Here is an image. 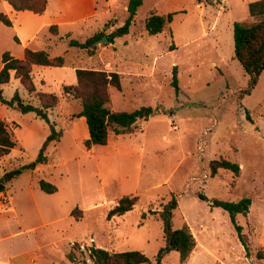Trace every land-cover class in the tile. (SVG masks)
Wrapping results in <instances>:
<instances>
[{
    "label": "rangeland",
    "instance_id": "1",
    "mask_svg": "<svg viewBox=\"0 0 264 264\" xmlns=\"http://www.w3.org/2000/svg\"><path fill=\"white\" fill-rule=\"evenodd\" d=\"M98 1L96 17L61 26L57 36L47 27L38 33L37 46L63 55L69 67H36L34 83L38 86L42 76L47 82L42 90L59 97L53 116L58 119L61 111L76 124L66 127L56 149L48 147L47 162L37 169L29 164L40 146L39 128L31 130L30 118L18 117L23 114L17 110L7 113L22 123L12 132L23 144L0 158V264H91L90 246L138 250L152 264L166 244L156 211L171 196L177 201L171 229L187 224L196 240L181 264H254L256 250L264 249V70L251 93L240 98L248 75L234 57L232 32L234 21L253 20L248 3L254 0H142L127 34L93 44L91 53L69 46V39L84 41L95 30L106 35L124 23L128 0ZM150 12L172 13V20L161 32L148 34L144 20ZM73 66L120 74L121 89L109 88L113 110L145 106L153 111L120 136L108 132L104 148L87 150L78 139L84 120L75 116L80 102L61 91L62 84L76 82ZM173 66L179 91L171 85ZM3 93L8 97L10 87ZM28 94L29 100L21 99L40 105L35 92ZM116 148L120 153L113 152ZM218 158L238 163V175L218 169L212 176L208 163ZM40 179L54 184L56 192L41 191ZM199 193L228 201L250 198L248 212L236 214L249 240V256L227 212L211 207ZM124 195L138 197L133 208L107 218ZM74 208L77 219L70 214ZM109 221H120V236L112 234L116 222ZM162 262L180 264L179 255L170 250Z\"/></svg>",
    "mask_w": 264,
    "mask_h": 264
},
{
    "label": "trees",
    "instance_id": "2",
    "mask_svg": "<svg viewBox=\"0 0 264 264\" xmlns=\"http://www.w3.org/2000/svg\"><path fill=\"white\" fill-rule=\"evenodd\" d=\"M196 3L211 4L216 0H195ZM10 6L16 10H29L33 13H42L46 8L47 0H7ZM142 0H128L127 17L124 23L116 27L108 34L95 32L84 41L69 39L68 45L90 50L93 48L94 41L102 36H106L108 42H113L114 38L128 33L129 27L133 21L137 7ZM248 16L253 20L250 23L234 21L232 24L234 40V57L242 66L248 75L246 87L240 90L239 97L251 93L257 84L259 75L264 70V0H254L248 3ZM172 20V13L165 15L150 12L144 20V28L148 34H157L164 29L167 23ZM0 21L7 26L11 25L10 19L0 12ZM52 34H57L56 25L49 27ZM90 52V51H89ZM91 53V52H90ZM68 60L63 55L50 56L45 50L25 49L24 57L19 59L5 51L2 54V67L0 68V101L11 106L22 113L35 112L38 117L43 119L49 127V134L42 142L34 160L29 164L30 168H35L47 162V149L50 145H55L61 136V132L56 130L47 116V110L56 107L59 103V97L46 91H36L31 71L33 65L42 66H66ZM74 67L76 82L74 84H63L61 91L64 96L75 99L80 102L81 111L76 117H82L87 127V138L84 140L86 148L93 146H105L108 142V132L114 134L126 133L130 127L139 119H146L153 111L151 107H140L133 111H118L110 107L109 88L121 89V76L116 71H106L103 69ZM15 78H18L23 88L31 93L35 92L40 106H35L29 102H24L15 91L9 100L2 96L3 84L9 82L11 72ZM171 85L176 91H179L176 78V67L172 68ZM19 146L18 140L14 137L8 123L0 118V158L8 154L11 149ZM210 174L213 176L218 169H227L233 172L235 176L239 173V164L225 158L212 159L208 163ZM41 191L51 194L56 192L54 184L43 179L38 181ZM3 190H0V194ZM1 196V195H0ZM201 200L208 201L211 207H220L227 212L230 222L235 230L236 236L244 248L246 256L250 255L249 240L242 232V226L236 222V214H246L250 205V198L243 197L237 201L221 200L217 198L209 199L205 194L199 193ZM1 200V199H0ZM136 195H124L120 197L116 204L108 210L107 218L114 215H121L133 208L137 202ZM177 207V201L174 196L162 206V209L156 211L159 219L162 221L164 237L166 244L160 248L156 255L155 262L152 264H165L162 258L165 253L174 250L179 255V263H184L190 256L196 245V240L187 224L180 228L171 229V217L173 210ZM70 214L77 219L79 215L75 213V208ZM145 217V213L142 214ZM75 246V243L73 244ZM67 257L73 258L71 253ZM257 262L254 264H264V249H257L255 252ZM88 258L91 264H150L148 257L141 251L128 250L111 252L101 247L90 246L88 248Z\"/></svg>",
    "mask_w": 264,
    "mask_h": 264
},
{
    "label": "crops",
    "instance_id": "3",
    "mask_svg": "<svg viewBox=\"0 0 264 264\" xmlns=\"http://www.w3.org/2000/svg\"><path fill=\"white\" fill-rule=\"evenodd\" d=\"M106 2H107V0H106ZM98 6H99L98 0H47L45 10L42 13L38 14V13H33L29 10L16 11L10 6V4L7 2V0H0V12L5 14L10 19V22H11V25L7 26V25H4L0 21V68L2 67V54H3V52L7 51L13 57L21 59L24 57L25 49L44 50V49L39 48L37 46V44H38V42H37L38 33L42 28L47 27L49 30V27L51 25H56L57 34H52V32H50V30H49V32L52 35L57 36L59 34V30H60L61 26H66V25L71 26V25H74L78 22L86 21L88 19L96 17L98 15V12H97ZM108 7H110V5H108ZM16 12H20L21 15H18L16 17V14H17ZM26 13L35 14L36 17L35 16L29 17L28 15H26ZM97 31L98 30H95L93 33L97 32ZM51 40L52 39H49L50 42H51ZM45 51H47V50H45ZM49 55L52 56L50 53H49ZM36 67H42V65H33L32 66L31 76H32L33 82H34L33 72H34ZM49 67H54V66H49ZM66 67H69V66H57L55 68H66ZM71 69L74 70V67L73 68L71 67ZM92 69H99V68H92ZM41 70H46V69H41ZM46 84H47L46 80L42 76H40L39 77V85H38L39 87L36 86L34 83L36 91H38V90L44 91V90H42V87H44ZM41 85H42V87H41ZM6 86H9L11 89V94L8 97L5 96L3 93L4 88ZM1 88H2V96L6 100H9L15 91L18 92L19 96L24 101L30 99L28 92L23 88L19 79L14 77L13 71L11 72V77H10L9 82L6 84H3L1 86ZM46 92H49V91H46ZM1 104H3V103H1ZM31 104L38 106V107L40 106L39 104H35L34 102H31ZM58 106H59V104H58ZM14 110H17V109H15L11 106H8L6 104H3V106L0 105V118L4 119L8 123L11 130H12V127L15 129L20 128L21 124H22L19 121L16 122V120L13 118L14 113L11 116H9V114H7L9 112H13ZM54 110H55V107L52 109H48L46 113H47L49 121L54 124L55 129L63 131V133L60 136V140L55 145L49 146L50 148L54 147L56 149V146L59 143H61V140H62L63 135H64V130H66V127L71 126V125H75L76 123L75 122L72 123L73 121H75L73 119L70 120L68 118V120H67V114L62 113L61 111L57 112V115H59V117H60V118L58 117V119H57L52 114L54 112ZM20 113H22V112H20ZM22 114L23 115H20L18 117L28 116L30 118L31 130H34L36 127L39 128L41 134L38 137V144H40V146H41L42 142L44 141L46 136L49 134L48 124L43 119L38 117L35 112H26V113H22ZM6 115H8V116H6ZM82 119H84V118H82ZM69 121H71V122H69ZM83 121L85 122V120H83ZM83 121H80L81 123H79V126L82 128H81L80 137L78 139L84 144V140L87 138V133H86L85 127L83 125V123H84ZM81 124H82V126H81ZM37 134H38V132H37ZM120 135H122V134H117V136H120ZM71 139H72V141H75V143L78 142V140L76 138H74L73 136H71ZM108 141H109V139H108ZM20 142L22 143V140ZM21 143H19V146H21L23 144V143L22 144ZM40 146H39V148H40ZM97 148L102 149L104 147L103 146H93L91 148H87V150L97 149ZM120 151H121L120 148H116L113 150L114 153H120ZM127 152H131V150L124 151V153H127ZM37 153H38V151H37ZM38 166L39 165H37L34 169H37ZM0 199H1V197H0ZM115 204H116V202H115ZM8 207H10V208L14 207V204L12 201H11L10 206H8ZM114 216H116V215H114ZM109 222H113V223L116 222L114 224H115V227H117V229L112 234L115 237L120 236V221H109ZM28 240L29 239H27V238L24 239L25 242H28ZM37 248L40 249L41 246L39 245ZM32 253L36 254L35 251H33ZM38 254L40 256L43 255L42 252H38ZM29 264H33V262L30 261Z\"/></svg>",
    "mask_w": 264,
    "mask_h": 264
},
{
    "label": "water",
    "instance_id": "4",
    "mask_svg": "<svg viewBox=\"0 0 264 264\" xmlns=\"http://www.w3.org/2000/svg\"><path fill=\"white\" fill-rule=\"evenodd\" d=\"M107 41H108L107 37H106V36H103V37H101V38L95 40V41H94V44H95V43H99V42H107ZM2 187H3V185L0 184V189H1Z\"/></svg>",
    "mask_w": 264,
    "mask_h": 264
},
{
    "label": "built area",
    "instance_id": "5",
    "mask_svg": "<svg viewBox=\"0 0 264 264\" xmlns=\"http://www.w3.org/2000/svg\"><path fill=\"white\" fill-rule=\"evenodd\" d=\"M5 198V197H4ZM4 198H3V196H2V200L4 201V202H8V204H11V201L9 200V198H5V199H7V200H4ZM81 247H83L82 245H81Z\"/></svg>",
    "mask_w": 264,
    "mask_h": 264
}]
</instances>
